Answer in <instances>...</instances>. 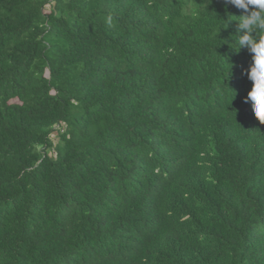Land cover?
Returning a JSON list of instances; mask_svg holds the SVG:
<instances>
[{"label": "trees", "instance_id": "16d2710c", "mask_svg": "<svg viewBox=\"0 0 264 264\" xmlns=\"http://www.w3.org/2000/svg\"><path fill=\"white\" fill-rule=\"evenodd\" d=\"M241 14L0 0V264H264Z\"/></svg>", "mask_w": 264, "mask_h": 264}, {"label": "clouds", "instance_id": "9594fccd", "mask_svg": "<svg viewBox=\"0 0 264 264\" xmlns=\"http://www.w3.org/2000/svg\"><path fill=\"white\" fill-rule=\"evenodd\" d=\"M223 3L226 10L230 6L242 13L236 17L238 30L243 33L237 43L239 48H247L253 54L252 65L247 72L253 86L245 103L251 102L256 119L264 124V35H261L264 33V0H223ZM107 23H112L110 15Z\"/></svg>", "mask_w": 264, "mask_h": 264}]
</instances>
